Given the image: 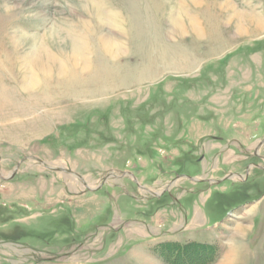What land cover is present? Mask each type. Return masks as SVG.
<instances>
[{"label":"rangeland","instance_id":"1","mask_svg":"<svg viewBox=\"0 0 264 264\" xmlns=\"http://www.w3.org/2000/svg\"><path fill=\"white\" fill-rule=\"evenodd\" d=\"M263 140L264 0H0V264H264Z\"/></svg>","mask_w":264,"mask_h":264},{"label":"bare ground","instance_id":"2","mask_svg":"<svg viewBox=\"0 0 264 264\" xmlns=\"http://www.w3.org/2000/svg\"><path fill=\"white\" fill-rule=\"evenodd\" d=\"M119 20V19H118ZM80 46H82L81 44L79 45V46H75L74 45V50L76 51L75 52V57H74V59L75 60H77V59H79L80 58V54H81V52H79V48H80ZM83 47V46H82ZM82 47H81V49H82ZM111 46L108 44V43H106V44H103V48L104 49H109ZM82 51V50H81ZM78 52L80 53V54H78ZM49 54V53H48ZM46 55V54H44V55H38V56H35L34 57V59H33V61L32 60H30L29 62H33L34 64V66H35V69L37 70V72L39 73V72H41V73H45V72H47V71H53V69H57L58 68V66H59V64H58V62H57V59H56V57L54 56V55H51V54H49V55ZM73 57V56H72ZM69 60V59H68ZM29 66H31V65H29ZM106 67V66H105ZM61 72V71H60ZM40 73V74H41ZM37 74V73H36Z\"/></svg>","mask_w":264,"mask_h":264},{"label":"water","instance_id":"3","mask_svg":"<svg viewBox=\"0 0 264 264\" xmlns=\"http://www.w3.org/2000/svg\"><path fill=\"white\" fill-rule=\"evenodd\" d=\"M262 144H264V140L258 145V147H257V149H256V151H255L256 154H257V151H258L259 147H260ZM27 158H29V157L24 158L22 161H20V162L18 163V165H17V167H16V169H15V173H16L17 170L19 169L21 163H22L24 160H26ZM34 158H35L37 161H39L40 163H42L45 167H48L47 164L45 163V161L40 160V159L37 158V157H34ZM69 172H70V173H74V174H76V175L79 176L80 178H83L81 175H79V174H77V173H75V172H73V171H71V170H70ZM13 175H14V174H13ZM235 175H236L235 173H230V174H228L226 177H224L223 179H219V180H217V181H213V179H211L210 182L221 183V182H223V181H225V180L233 179ZM0 177H1V176H0ZM11 177H12V176H11ZM188 177H190L192 180H195V181L198 180L197 178L192 177V176H188ZM6 179H7V178H6ZM171 185H173V182H172V184H170V186H171ZM140 186H141L142 189H145V190H146V188H145L143 185L140 184ZM170 186H169L168 188L164 189L163 193L166 192V191H168V189L170 188ZM146 191H147V190H146ZM154 195H155V194H154Z\"/></svg>","mask_w":264,"mask_h":264}]
</instances>
